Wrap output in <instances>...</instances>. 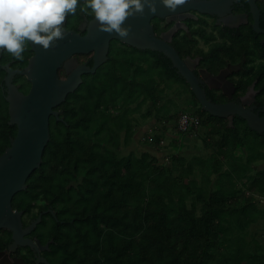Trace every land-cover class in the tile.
<instances>
[{"label": "trees", "instance_id": "1", "mask_svg": "<svg viewBox=\"0 0 264 264\" xmlns=\"http://www.w3.org/2000/svg\"><path fill=\"white\" fill-rule=\"evenodd\" d=\"M148 53L118 50L101 74L90 75L62 103L64 122L53 119L42 165L24 193L28 211L43 198L64 220L54 221L46 237L55 241L47 257L52 264H264L261 240L247 238L250 225L264 219L256 203L264 199V169L254 167L264 161V134L241 118L233 127L200 118L199 128L207 125L218 137L206 144L218 150L208 158L186 160L178 148L163 159L149 152L118 155L133 141L140 118L154 117L163 130L167 117L182 134L176 142L188 136L178 129L187 111L161 104L180 75L167 70L166 81L160 60L152 53L150 62ZM143 106L148 110L138 119ZM153 140L162 146L161 138ZM243 179L249 183L239 186Z\"/></svg>", "mask_w": 264, "mask_h": 264}, {"label": "flooded vegetation", "instance_id": "2", "mask_svg": "<svg viewBox=\"0 0 264 264\" xmlns=\"http://www.w3.org/2000/svg\"><path fill=\"white\" fill-rule=\"evenodd\" d=\"M85 3L86 0H83V4ZM203 10H209V12ZM93 18L94 14L90 9L84 10L78 6L76 13H69L66 16L64 26L66 31H76L84 36L87 33V24ZM82 24L85 25L84 30L80 28ZM151 24L158 39L175 48L182 60L186 61L188 58L192 61L191 65L187 62L188 68L200 80L199 86L206 92L209 100L216 104L229 102L240 104L246 97L250 100L253 111L260 117H264V0H231L230 2L185 0V3L171 10L165 17H154ZM118 50L135 55L136 50L139 49L118 40H112L107 61L97 69L96 73L84 74L82 84L90 75L99 74L106 64L113 61V56L118 53ZM140 51H149L146 59L150 62L153 59L152 53L156 55L160 60L161 73L166 81L172 76L166 73L167 70H175V74L179 75L171 60L164 54L150 49ZM33 56L34 51L30 42L25 46L23 58H17L7 50L0 51V157L10 149L12 141L19 132L18 124L11 123L8 100L11 97V91L8 84L25 95L29 93L32 86L27 77L20 73H14L9 83L5 78L9 75V71H23ZM93 56L94 53L76 54L72 58L80 65L92 66ZM147 65L145 63L146 67ZM58 74L62 79L67 77L64 64L59 68ZM180 78V82L176 83L172 89L176 95L168 96V92L172 90L167 89L162 102L165 104L170 98L181 96L182 101L187 102L199 118L219 119L202 108L190 85L181 76ZM182 105L184 104H179V106ZM180 108L184 109V107ZM55 110L60 111L59 117L63 120H58L53 115L50 117V134L53 119L64 122V109L59 106ZM238 118L240 117L235 116L234 120ZM226 121L229 123L228 120ZM26 191L27 189L14 195L13 210L22 212L23 227H27L41 212L50 209L51 212L43 215L42 222L27 237L39 239L43 245L53 240L50 243V250L41 254L51 263L47 255L54 254L52 244L55 241L53 238L46 237L54 231V221L64 223V220L58 218L55 205L43 198L35 200L36 206L28 211L24 204ZM45 216H47V222H44ZM12 242V233L8 229H0V264H18L17 261L21 264L22 262L37 264V257L28 247L18 246L16 251L10 252L7 258L8 248Z\"/></svg>", "mask_w": 264, "mask_h": 264}, {"label": "water", "instance_id": "3", "mask_svg": "<svg viewBox=\"0 0 264 264\" xmlns=\"http://www.w3.org/2000/svg\"><path fill=\"white\" fill-rule=\"evenodd\" d=\"M171 10L163 3H157V11L154 13L146 9L144 15L130 16L125 22L131 26L127 36L101 30L93 18L87 24V33L84 36L76 31H66L62 39L48 48L30 42L34 56L29 60L26 68L23 71H9V75L5 78L8 83L14 73H20L27 77L32 86L25 95L8 84L11 91V97L8 99L11 123L18 124L19 132L12 141L10 149L0 157V229H8L12 233L13 240L9 245L7 258L10 252H15L18 246H21L28 247L34 252L37 264H51L41 254L50 250V243L53 240L43 245L39 239L27 237L42 222L43 215L51 212L50 209L41 212L27 227H23L22 212L13 210L12 198L16 193L27 189V180L41 167L45 148L51 138L50 117L53 115L58 120H63L59 117L60 111L55 108L61 106L67 96L78 89L83 82L84 74L96 73L97 69L107 61L112 40H118L139 50L150 49L164 54L171 60L177 73L190 85L205 111L215 117L228 120L231 127L234 126V117L238 116L246 122L250 130L258 134L264 133V117L253 111L249 99L243 98L240 104L213 103L200 88V80L190 72L187 62L191 65L192 61L188 58L186 61L182 60L175 48L166 45L163 40L155 36L151 20L154 17L163 18ZM203 11L209 12V10ZM80 28L84 30L85 25L82 24ZM89 53H94L92 66L80 65L73 61L74 55ZM63 64L67 75L65 79L60 78L58 74ZM52 213L54 215V212ZM54 216L58 220L57 216Z\"/></svg>", "mask_w": 264, "mask_h": 264}, {"label": "clouds", "instance_id": "4", "mask_svg": "<svg viewBox=\"0 0 264 264\" xmlns=\"http://www.w3.org/2000/svg\"><path fill=\"white\" fill-rule=\"evenodd\" d=\"M157 3L174 10L185 0H0V51L7 50L23 58L25 46L31 42L48 48L66 34L64 21L78 6L91 10L99 28L127 36L131 26L126 20L144 15L147 9L157 11Z\"/></svg>", "mask_w": 264, "mask_h": 264}, {"label": "rangeland", "instance_id": "5", "mask_svg": "<svg viewBox=\"0 0 264 264\" xmlns=\"http://www.w3.org/2000/svg\"><path fill=\"white\" fill-rule=\"evenodd\" d=\"M122 51V50H120ZM136 56H139V54H136ZM147 72H151V69H147ZM101 74V73H99ZM168 96H175V91L172 90L170 92H168L167 94ZM183 95V94H182ZM181 97V96H180ZM179 96L173 99H169L168 108H171V110H174V106L178 104V110L180 107H184V109L188 112L190 111V106L187 104V102H183L182 98H180ZM163 102L161 101V104ZM179 104H184L182 106H179ZM148 110V106H143L141 108L140 113L137 115V118L139 119L141 114H144L146 111ZM166 110L168 111V109L166 108ZM180 110H182L180 108ZM208 119V118H206ZM166 120L169 121L167 122L168 126L166 127V129L163 130H156V128H158V126H154L152 133L150 134L151 138L158 137L161 138V140H163V144L160 147V149H157L158 152H162L163 155H171V152H173V149L178 148L179 152L181 151L180 155L181 157H183L184 159L188 160V156H191V154H197V155H203V156H209L211 150H207L205 149V145H204V141L208 140V142L210 143H214L215 144V140L217 139L216 137H213L212 140H210V138L208 137V133H207V125H204L201 127V129L199 128V133L201 134L200 136H195L194 138H190L189 136L185 137L186 139L183 140V142L181 141V143L176 142V140H180L182 135L175 127H174V122L171 121L169 118L166 117ZM152 121V119H147V120H142L141 118L139 119L138 123L139 126L137 127L136 130V134L135 137L133 139V141L128 145V146H123L120 153L118 152V155L120 156H125L127 155L130 151H135L137 154H142L143 152H154L153 151V147L152 146H148V142H151L149 140H147L146 138H144V136L142 135L144 132V128H147L148 124ZM162 125V124H161ZM164 125V123H163ZM186 136V135H183ZM182 140V139H181ZM206 140V141H207ZM152 145H155V143L152 141ZM152 147V149L150 148ZM213 151V150H212ZM154 155V154H153ZM163 162V161H162ZM257 164H261V165H257L256 169L261 168L264 163H257ZM259 166V167H258ZM253 173L255 174V171H253ZM198 176V175H197ZM196 177V176H195ZM260 208H264L263 205H259ZM257 237L261 240L262 245L264 247V219L259 220L257 223L250 225V227L248 228V232H247V238L250 239L252 237Z\"/></svg>", "mask_w": 264, "mask_h": 264}, {"label": "crops", "instance_id": "6", "mask_svg": "<svg viewBox=\"0 0 264 264\" xmlns=\"http://www.w3.org/2000/svg\"><path fill=\"white\" fill-rule=\"evenodd\" d=\"M158 124V122L155 120V118L154 117H152V121L147 125L148 127L147 128H144V133L142 134L143 136H144V138H146L147 140H149V141H153L154 143H155V141L153 140V138H151L150 137V134L152 133V131H154L153 130V128H154V126H155V128H156V126H158L157 125ZM168 125L167 124H164L163 125V129H166V127H167ZM157 129V128H156ZM207 129V133H208V137L210 138V140H212L213 139V137H216L217 139L215 140V142L218 140V137L217 136H211L210 135V133H209V128H206ZM199 135H200V133H199ZM196 136V135H195ZM195 136H192V138H194ZM198 136V135H197ZM151 140H150V139ZM191 138V137H190ZM152 141L151 142H148L147 144H148V146H152L153 147V151L154 152H149L150 154H154L153 156H159V158H161V159H163V154H162V152H158L157 151V149H160V146L159 145H152ZM207 143H210V142H208V140L206 141H204V145H205V149H207V150H211V152H210V154H209V156L208 157H210L212 154H214V153H216V152H218V150H217V148L216 147H214V146H207L206 144ZM156 144V143H155ZM210 144H214V143H210ZM152 147H150L151 149H152ZM213 150V151H212ZM191 155H193V154H191ZM199 156H203V155H199ZM203 157H207V156H203ZM207 157V158H208ZM257 163H264V161L263 160H261V161H257L255 164H254V167L256 168V166L257 165H261V164H257ZM259 167V166H258ZM258 169H264V165L261 167V168H258ZM257 169H255V171H256ZM252 174H254V173H252ZM198 175V176H197ZM195 178L197 179V180H199V181H201L202 180V174H200L199 173V171L197 170L196 171V174H195ZM213 177H215V175H213ZM249 180H247V179H243V180H240L239 181V186H241V185H243V183H249L248 182ZM256 203L258 204V206L259 205H263L264 206V199L263 200H259V199H256Z\"/></svg>", "mask_w": 264, "mask_h": 264}, {"label": "built area", "instance_id": "7", "mask_svg": "<svg viewBox=\"0 0 264 264\" xmlns=\"http://www.w3.org/2000/svg\"><path fill=\"white\" fill-rule=\"evenodd\" d=\"M201 125V119L198 116L191 115L187 112H182L178 120V129L189 137L195 136L198 128ZM163 144V141L161 142ZM170 157H166L169 162Z\"/></svg>", "mask_w": 264, "mask_h": 264}]
</instances>
